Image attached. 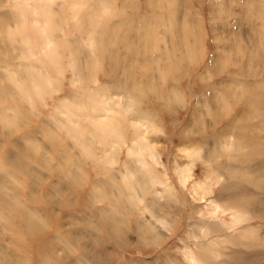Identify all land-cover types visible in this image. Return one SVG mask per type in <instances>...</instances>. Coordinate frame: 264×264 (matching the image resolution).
Listing matches in <instances>:
<instances>
[{
    "label": "clouds",
    "instance_id": "1",
    "mask_svg": "<svg viewBox=\"0 0 264 264\" xmlns=\"http://www.w3.org/2000/svg\"><path fill=\"white\" fill-rule=\"evenodd\" d=\"M261 164L264 0H0V264L264 253Z\"/></svg>",
    "mask_w": 264,
    "mask_h": 264
},
{
    "label": "rangeland",
    "instance_id": "2",
    "mask_svg": "<svg viewBox=\"0 0 264 264\" xmlns=\"http://www.w3.org/2000/svg\"><path fill=\"white\" fill-rule=\"evenodd\" d=\"M259 167L264 170V164L259 165ZM190 178V177H189ZM201 191H204L201 189ZM249 191L248 189H245L241 185L238 184H232L228 185L221 190V197H227L231 198L233 196L238 195L241 192ZM203 199V196H201ZM262 202H264V197H262ZM217 202L215 201H210L208 204L205 206V211L207 212L208 215L211 217H224L229 215L230 209H228L224 204L218 203L221 205L222 208L219 209V212L217 214H213L212 209L215 208V205ZM226 209V210H222ZM232 220V216H231ZM243 223L241 221L240 223L236 224L232 229H237L240 227V225ZM231 264H264V253L260 252H255V251H245L243 249H237L231 254Z\"/></svg>",
    "mask_w": 264,
    "mask_h": 264
},
{
    "label": "bare ground",
    "instance_id": "3",
    "mask_svg": "<svg viewBox=\"0 0 264 264\" xmlns=\"http://www.w3.org/2000/svg\"><path fill=\"white\" fill-rule=\"evenodd\" d=\"M201 189L205 190L203 188V186H201ZM202 198V197H201ZM222 208L220 204H216L215 208L212 209L213 214H217L219 212V209ZM222 210H226V209H222ZM241 221H243L240 216L236 213H232V220H231V228L234 227L236 224L240 223Z\"/></svg>",
    "mask_w": 264,
    "mask_h": 264
}]
</instances>
